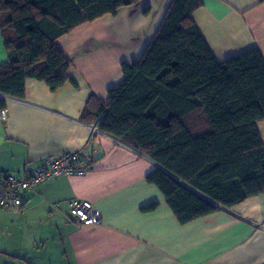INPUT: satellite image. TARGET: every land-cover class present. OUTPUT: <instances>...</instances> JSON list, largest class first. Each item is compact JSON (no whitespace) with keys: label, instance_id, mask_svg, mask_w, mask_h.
<instances>
[{"label":"crops","instance_id":"obj_1","mask_svg":"<svg viewBox=\"0 0 264 264\" xmlns=\"http://www.w3.org/2000/svg\"><path fill=\"white\" fill-rule=\"evenodd\" d=\"M170 1L141 0L118 10L113 24L105 16L77 27L57 40L71 60L70 81L52 92L29 78L23 99L4 98L0 173L20 175L46 157L79 149L93 164L82 176L39 183L24 194L22 212L0 208V264H264V193L181 224L146 180L156 164L113 138L91 133L90 124L80 120L90 96L104 99L120 84L121 63L141 56ZM201 2L193 21L218 62L251 48L264 61V3ZM6 60L0 30V63ZM257 130L264 145V121ZM74 198L93 204L99 225L74 222L67 214ZM47 225L55 226L47 240L51 251L40 240Z\"/></svg>","mask_w":264,"mask_h":264},{"label":"trees","instance_id":"obj_2","mask_svg":"<svg viewBox=\"0 0 264 264\" xmlns=\"http://www.w3.org/2000/svg\"><path fill=\"white\" fill-rule=\"evenodd\" d=\"M140 1L0 0V110L5 97L24 98L29 78L52 92L70 81L60 37ZM201 5L171 0L141 56L121 63L120 84L90 96L80 116L158 166L146 180L181 224L264 193L262 55L251 48L218 62L193 21Z\"/></svg>","mask_w":264,"mask_h":264},{"label":"built area","instance_id":"obj_3","mask_svg":"<svg viewBox=\"0 0 264 264\" xmlns=\"http://www.w3.org/2000/svg\"><path fill=\"white\" fill-rule=\"evenodd\" d=\"M0 97H4L0 95ZM6 111L0 110V118L5 119ZM92 133L99 131L95 123ZM89 158L82 149L64 152L42 159L37 166L22 174L6 171L0 173V208L5 211H19L23 208V193L34 189L39 183L62 176H82L89 170ZM67 214L78 225L95 227L100 224L99 212L87 200L74 198L68 202Z\"/></svg>","mask_w":264,"mask_h":264},{"label":"rangeland","instance_id":"obj_4","mask_svg":"<svg viewBox=\"0 0 264 264\" xmlns=\"http://www.w3.org/2000/svg\"><path fill=\"white\" fill-rule=\"evenodd\" d=\"M106 20V23H112L113 24V16H109V15H107V17L105 18ZM88 126H90V125H88ZM93 128H94V126H92V127H90L89 128V130L91 131V133H92V131H93ZM97 129V128H96ZM97 133V132H96ZM99 133V132H98ZM50 227V231L48 232V228ZM52 227H55V226H53V225H47V226H43V227H41V232H40V236L43 238V239H40L41 241H45V243H46V246H45V248H44V250L45 251H51L52 249H51V240L50 241H47V240H49V238H51V236H52V232H51V229H52ZM55 238H57L58 239V235H55ZM39 244V241H37V246H39L38 245ZM54 245H56V247H58V244H54ZM43 246H44V244L42 245V247L41 248H43Z\"/></svg>","mask_w":264,"mask_h":264},{"label":"water","instance_id":"obj_5","mask_svg":"<svg viewBox=\"0 0 264 264\" xmlns=\"http://www.w3.org/2000/svg\"><path fill=\"white\" fill-rule=\"evenodd\" d=\"M156 167H158V166L156 165Z\"/></svg>","mask_w":264,"mask_h":264}]
</instances>
